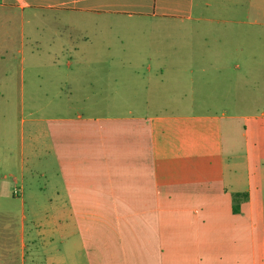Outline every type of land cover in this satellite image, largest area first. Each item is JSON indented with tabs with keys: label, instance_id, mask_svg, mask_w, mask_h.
<instances>
[{
	"label": "crops",
	"instance_id": "crops-1",
	"mask_svg": "<svg viewBox=\"0 0 264 264\" xmlns=\"http://www.w3.org/2000/svg\"><path fill=\"white\" fill-rule=\"evenodd\" d=\"M218 1L0 0L1 20L41 24L47 39L29 58L21 162L53 157L61 184L32 197L44 219L0 220V264H264V94L239 84L264 80V0ZM204 23L222 39L201 40ZM186 26L196 40L169 79L151 64L146 77L99 73L125 58L90 37ZM178 79L204 82L205 101L180 108L165 84Z\"/></svg>",
	"mask_w": 264,
	"mask_h": 264
},
{
	"label": "rangeland",
	"instance_id": "rangeland-1",
	"mask_svg": "<svg viewBox=\"0 0 264 264\" xmlns=\"http://www.w3.org/2000/svg\"><path fill=\"white\" fill-rule=\"evenodd\" d=\"M207 1L213 3V8H220V1ZM41 20L45 23L44 19ZM38 27H42V25L36 23L27 24L22 21L19 15L12 16L9 20L7 18L0 19V220H22L21 217L24 212L28 220H35L39 217L44 219L48 210L34 207L32 197L41 198L43 204L44 200L52 196L53 189L61 186L53 157L49 156L46 162L43 161L42 167L44 168L42 169L41 165L38 167L39 162H35L30 156V160L24 166V170L21 162L22 129L25 130L26 138H28L27 134L29 131L28 122L22 126V120L28 121L30 119V113L33 112L31 106L35 104L29 96V78L32 63L29 58L32 54L44 56L43 52L45 49L38 45V40H47ZM202 27L201 40L215 41L222 39L220 31L212 32L210 26L206 23L202 24ZM251 31L246 30L243 32L241 39L246 42L256 41L258 33ZM23 34L27 37L24 44H22ZM90 39L112 45V52L109 55H107L106 48L102 49L104 57L119 56L125 58V61L115 63L105 62L104 60L99 68V73L103 78L108 75L121 76L128 73L131 67L146 77L149 75L147 67L151 64L153 68L161 65L165 70V78L169 79L168 76L172 72L175 74L172 68H178V62L188 61L190 54L189 44L191 41L196 40V37L192 33L191 28L186 26L171 27L163 30L152 29L144 32L113 30L111 33L109 29H106L103 30L98 38L90 37ZM82 41H86V38ZM5 47L8 55H6V60L4 61L2 57L5 55V51L2 49ZM19 49L23 50V55L18 53ZM63 57L61 60L62 69L66 70L67 61H71L73 67L75 66L74 58H70V56ZM23 58H25L24 62H22ZM130 58L135 59L131 64L128 62ZM42 70L45 73V69L42 68ZM23 71L25 91L22 96ZM151 75H154V70ZM8 79H10L11 83H7ZM243 83L246 84L245 90L247 93L261 90L264 94V80L239 82L240 85ZM165 84L167 85V91L172 90L176 95H179L178 101L182 103L180 108L199 106L201 101H205L204 82L192 83L178 79L177 81H167ZM111 85L114 86V82H111ZM105 89V87L102 88V90ZM106 98L108 96L104 92L102 96H96L97 100ZM184 113L203 115L206 112L192 111ZM52 115L56 116L58 114ZM49 116L50 114L46 115V117ZM44 173L45 176H41ZM18 189L23 192L15 195V191ZM22 199L25 201L23 206L21 203ZM70 263L72 264V261Z\"/></svg>",
	"mask_w": 264,
	"mask_h": 264
},
{
	"label": "trees",
	"instance_id": "trees-1",
	"mask_svg": "<svg viewBox=\"0 0 264 264\" xmlns=\"http://www.w3.org/2000/svg\"><path fill=\"white\" fill-rule=\"evenodd\" d=\"M248 200V194H234L233 195V212L235 214L240 213L241 210V203Z\"/></svg>",
	"mask_w": 264,
	"mask_h": 264
},
{
	"label": "built area",
	"instance_id": "built-area-1",
	"mask_svg": "<svg viewBox=\"0 0 264 264\" xmlns=\"http://www.w3.org/2000/svg\"><path fill=\"white\" fill-rule=\"evenodd\" d=\"M18 192L17 191H15V194H17Z\"/></svg>",
	"mask_w": 264,
	"mask_h": 264
}]
</instances>
